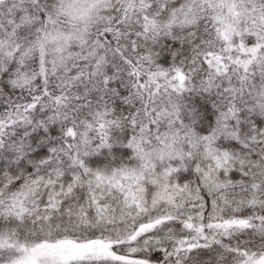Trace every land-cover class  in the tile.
<instances>
[{"label":"snow or ice","instance_id":"obj_1","mask_svg":"<svg viewBox=\"0 0 264 264\" xmlns=\"http://www.w3.org/2000/svg\"><path fill=\"white\" fill-rule=\"evenodd\" d=\"M0 264H264V0H0Z\"/></svg>","mask_w":264,"mask_h":264}]
</instances>
